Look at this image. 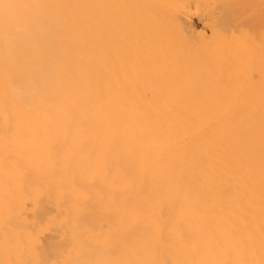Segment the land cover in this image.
Returning <instances> with one entry per match:
<instances>
[{
  "label": "bare ground",
  "instance_id": "obj_1",
  "mask_svg": "<svg viewBox=\"0 0 264 264\" xmlns=\"http://www.w3.org/2000/svg\"><path fill=\"white\" fill-rule=\"evenodd\" d=\"M0 264H264V0H0Z\"/></svg>",
  "mask_w": 264,
  "mask_h": 264
},
{
  "label": "rangeland",
  "instance_id": "obj_2",
  "mask_svg": "<svg viewBox=\"0 0 264 264\" xmlns=\"http://www.w3.org/2000/svg\"><path fill=\"white\" fill-rule=\"evenodd\" d=\"M252 31H253V30H249L248 32H250V33L247 34V35L250 36V35H253V34H254V35H253V36H254V37H253V40L256 41V42H257V41L259 42V40H260L259 38H260V37H259L258 35H260V34H258V33L255 32V31H253V32H252ZM255 33H257L256 36H255ZM257 37H258V38H257ZM254 38H256V40H255ZM34 189H36V188H34ZM34 189H31V190H30V194H31L32 197H34V196L37 197L36 195H34V194L36 193V190H37V189H39L37 192L40 191V192H39L40 194H39V193L37 194L38 196H39V195L42 196V195L44 194V189H42V188H37V189L35 190V193H34ZM32 193H33V194H32ZM30 194H29V196H30ZM33 195H34V196H33ZM41 196H39V197H41ZM39 197H38V198H39ZM52 211H53V212H52ZM51 213H52V214H51ZM48 214H50V215H48ZM61 214H62V213L59 214V212H56V211H54V209H52V210L48 211L44 216H42V217H40V218L37 217V220H36L35 223H34L36 226L33 224L32 226H29V227H26V228L23 227V228H24V230H25L26 232H27V230H28V231H29L28 233H29V234L31 235V237L34 239V238H36L35 236H36V234L38 233V231H41V230L43 229V230H42V232H43V231H47L46 229H49V230H50V228H51V230H52V229L58 227V226L55 227V225H58L59 223H61V222H63L64 220H66L65 217L62 216ZM47 215H48V217H49L50 219H53V218H54V220H50V219H48ZM46 217H47V218H46ZM59 217H60V218H59ZM63 217H64V218H63ZM43 219H44V220H43ZM45 219H47V220H45ZM57 219H58V220H57ZM59 219H60V220H59ZM42 221H43V222H42ZM45 221H46V222H45ZM53 221H55V222H56V221H60V222H58V223L56 224V223L53 222ZM44 222H45L46 226H43V225H45ZM48 222H49V223H48ZM39 223H40V224H39ZM52 223H53L54 225H53ZM38 224H39V225H38ZM40 225H42V226H41L42 228L39 227ZM48 225H49V228H48ZM50 225H51V226H50ZM37 226H38V228H37ZM29 228H30L31 230H33V232H31V230H30ZM33 228H34V229H33ZM40 228H41V230H39ZM36 230H38V231H36ZM35 232H36V233H35ZM32 233H35V234H33V236H32ZM39 233L41 234V232H39ZM39 233H38L37 235H39ZM33 241H34V240H33ZM29 246H30V245L26 246L25 249H27V250H28V249H31Z\"/></svg>",
  "mask_w": 264,
  "mask_h": 264
}]
</instances>
